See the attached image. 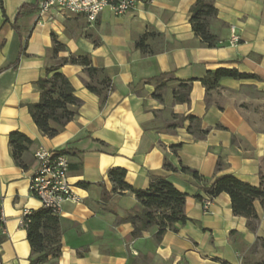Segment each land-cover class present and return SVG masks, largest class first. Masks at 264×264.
Returning a JSON list of instances; mask_svg holds the SVG:
<instances>
[{"label":"crops","instance_id":"obj_1","mask_svg":"<svg viewBox=\"0 0 264 264\" xmlns=\"http://www.w3.org/2000/svg\"><path fill=\"white\" fill-rule=\"evenodd\" d=\"M41 1L0 0V264H29L32 255L20 221L25 211L41 208L29 191L38 148L65 151L69 183L80 199L64 204L59 255L41 264L264 261L258 244L264 241V203L254 202V229L232 213L226 194L212 200L209 214L201 206L207 197L203 188L216 178L231 175L258 187L264 177V0H207L216 10L206 21L216 38L211 48L190 23L198 0H155L120 17L104 11L91 25L54 10L38 25ZM22 5L36 10L16 21ZM231 28L240 38L234 46ZM56 45L62 48L54 53ZM79 56L102 73L91 77L78 64L59 67L80 105L54 137L44 136L28 111L40 99L36 82L62 58ZM219 69L256 78H223L204 87L200 80ZM184 83L190 86L189 101L176 102L173 93L183 92ZM87 84L105 93L104 100ZM12 133L31 140L20 154L22 166L9 145ZM165 162L178 170H165ZM113 169L124 170V183L136 190H146L152 177L170 182L185 195L186 223L167 229L159 240L156 229L134 236L123 220L140 206L109 179Z\"/></svg>","mask_w":264,"mask_h":264},{"label":"trees","instance_id":"obj_2","mask_svg":"<svg viewBox=\"0 0 264 264\" xmlns=\"http://www.w3.org/2000/svg\"><path fill=\"white\" fill-rule=\"evenodd\" d=\"M35 10L36 6L22 5L18 9L15 20L18 21L24 14ZM190 13V23L195 35L201 39L204 45L210 48L213 47L216 44V38L209 33L206 21L216 15L214 7L207 0H198L191 8ZM14 27L16 28L15 25ZM140 44L141 41L138 46ZM61 48V45H56L53 52L55 53ZM64 64L84 66L86 73L91 77L102 73L101 70L91 66L87 56L62 58L57 64L46 69V76L36 82V86L40 90V99L36 104L29 105L28 111L38 130L49 138L54 137L61 128L76 116V111L72 107L76 108L80 105V101L75 97L67 78L58 72L59 67ZM158 78L154 80H158ZM223 78L241 80L256 77L254 75L240 74L235 70L219 69L214 72H207L200 82L209 89ZM188 84L184 83L181 85L184 88L183 92H178V95L177 92L173 93L176 102L185 103L189 101L190 86ZM87 89L91 93L99 95L102 101L104 100L105 93L102 91L90 84H87ZM154 96L157 97V95ZM189 119L195 120L193 117H189ZM204 133V131H201V134ZM9 145L12 148L14 160L18 165L22 166L19 158L20 154L28 149V146L31 145V140L20 133H12L9 135ZM172 150L175 156V148H172ZM163 167L167 171L175 172L178 170L167 162L164 163ZM179 171L191 174L196 181L202 180L196 171L183 166H179ZM108 177L117 189L133 194L140 206V211H131L123 220L132 225L134 236H140L142 231L148 229H156L155 237L159 240L167 229L175 230L176 226L186 223L187 218L184 214L185 195L175 189L167 180L152 177L146 190H136L124 183L125 171L122 169L110 170ZM203 191L211 200L220 194L228 195L232 213L235 216L246 219L248 228H255L257 216L254 202L264 203V177H261L258 187H253L231 175H226L213 180L209 186L203 188ZM108 197L109 194L103 191L102 199L106 200ZM23 219L25 221L24 229L26 230L27 241L32 253L29 264H41L49 256L57 258L60 252V246L57 242L58 216L54 215L50 210L41 207L37 211L30 212ZM0 225H2V222H0ZM1 241L2 239H0ZM258 244L264 249V241H259ZM257 264H264V261Z\"/></svg>","mask_w":264,"mask_h":264},{"label":"built area","instance_id":"obj_3","mask_svg":"<svg viewBox=\"0 0 264 264\" xmlns=\"http://www.w3.org/2000/svg\"><path fill=\"white\" fill-rule=\"evenodd\" d=\"M155 0H42L38 7L37 24L51 10L66 16H79L91 25L96 22L98 16L109 11L114 17H120L135 10L139 6H150ZM230 45L240 42L234 28L230 29ZM37 168L29 181V191L41 204V207L50 210L54 215H59L66 203H78L79 197L74 194L69 183V161L63 149L46 150L38 148L34 154ZM212 200L205 197L201 201L204 214L210 213ZM30 211L22 215L20 226L25 227L24 217ZM0 222L3 218L0 214Z\"/></svg>","mask_w":264,"mask_h":264},{"label":"rangeland","instance_id":"obj_4","mask_svg":"<svg viewBox=\"0 0 264 264\" xmlns=\"http://www.w3.org/2000/svg\"><path fill=\"white\" fill-rule=\"evenodd\" d=\"M257 263H261V260H259V258H256V260L250 261L248 264H257Z\"/></svg>","mask_w":264,"mask_h":264}]
</instances>
